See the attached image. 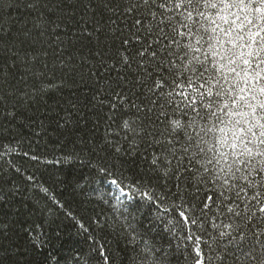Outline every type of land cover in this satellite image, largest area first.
<instances>
[{
  "label": "snow or ice",
  "instance_id": "1",
  "mask_svg": "<svg viewBox=\"0 0 264 264\" xmlns=\"http://www.w3.org/2000/svg\"><path fill=\"white\" fill-rule=\"evenodd\" d=\"M99 6L120 44L109 57L119 71L104 90L113 98L109 119L117 112L129 116L121 121L119 140L106 134L105 145L118 157L139 155L149 178L162 181V196L149 199L171 201L168 232L181 233L184 247L176 251L184 264H264V239L248 240L250 233L264 237V0H100ZM26 7L36 8V0ZM0 44L3 105L29 94L5 71L9 60L17 65L18 51L3 35ZM127 228L140 235L133 224ZM30 243L44 241L37 234ZM162 250L144 241L140 264H161ZM92 251L97 264H112L106 246Z\"/></svg>",
  "mask_w": 264,
  "mask_h": 264
},
{
  "label": "trees",
  "instance_id": "2",
  "mask_svg": "<svg viewBox=\"0 0 264 264\" xmlns=\"http://www.w3.org/2000/svg\"><path fill=\"white\" fill-rule=\"evenodd\" d=\"M32 2L0 0V35L20 55L5 71L29 94L0 105V154L15 149L0 155L6 194L0 228L8 226L0 231V264H97L90 259L97 245L107 247L112 264H140L137 252L149 238L158 249L163 245L161 264H184L176 251L184 247L182 235L168 232L171 201L149 199L162 196V181L149 178L139 155L118 157L105 145L106 134L119 140L121 121L129 116L117 112L109 119L113 98L104 90L119 71L109 57L120 44L109 33L100 0L88 7V0H36V8L26 7ZM4 63L0 58V68ZM37 234L44 243L33 247L30 240ZM255 239L264 237L250 233L248 240ZM165 252L175 255L165 258Z\"/></svg>",
  "mask_w": 264,
  "mask_h": 264
},
{
  "label": "rangeland",
  "instance_id": "3",
  "mask_svg": "<svg viewBox=\"0 0 264 264\" xmlns=\"http://www.w3.org/2000/svg\"><path fill=\"white\" fill-rule=\"evenodd\" d=\"M121 194H122V192H121Z\"/></svg>",
  "mask_w": 264,
  "mask_h": 264
}]
</instances>
